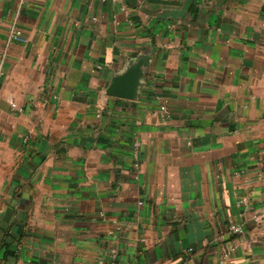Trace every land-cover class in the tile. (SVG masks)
Returning a JSON list of instances; mask_svg holds the SVG:
<instances>
[{"label":"crops","instance_id":"0c3cea01","mask_svg":"<svg viewBox=\"0 0 264 264\" xmlns=\"http://www.w3.org/2000/svg\"><path fill=\"white\" fill-rule=\"evenodd\" d=\"M0 264H264V0H0Z\"/></svg>","mask_w":264,"mask_h":264},{"label":"built area","instance_id":"2783aa9c","mask_svg":"<svg viewBox=\"0 0 264 264\" xmlns=\"http://www.w3.org/2000/svg\"><path fill=\"white\" fill-rule=\"evenodd\" d=\"M9 39L10 40H16L19 42H24L26 41V39L24 38L23 34H22V30L17 27L16 25H12L10 28V32H9ZM5 57V53L3 52L1 54V58L3 59ZM10 106L12 108H16V104L11 102ZM135 146H137V144L135 143ZM253 220L258 221L260 216L258 215H252ZM243 227L236 223V222H230L227 226H226V233L229 236H235V235H241L243 233ZM192 248H189V251H191ZM235 250V246L233 244H230L227 248V250L223 253V257L226 258L229 254V252H232ZM111 257L112 259H115V257L117 256V252L116 250L112 249L110 251Z\"/></svg>","mask_w":264,"mask_h":264},{"label":"water","instance_id":"95a60500","mask_svg":"<svg viewBox=\"0 0 264 264\" xmlns=\"http://www.w3.org/2000/svg\"><path fill=\"white\" fill-rule=\"evenodd\" d=\"M140 76L141 72L139 70H135L134 72H129L124 78L116 79L110 93L123 97L133 96Z\"/></svg>","mask_w":264,"mask_h":264}]
</instances>
